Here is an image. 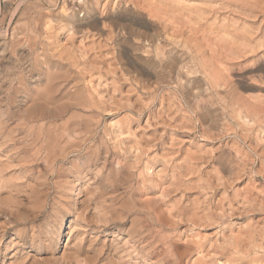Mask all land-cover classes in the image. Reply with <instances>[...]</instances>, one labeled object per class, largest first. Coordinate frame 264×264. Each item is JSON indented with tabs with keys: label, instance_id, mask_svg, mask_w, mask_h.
Returning a JSON list of instances; mask_svg holds the SVG:
<instances>
[{
	"label": "rangeland",
	"instance_id": "374dc122",
	"mask_svg": "<svg viewBox=\"0 0 264 264\" xmlns=\"http://www.w3.org/2000/svg\"><path fill=\"white\" fill-rule=\"evenodd\" d=\"M164 1L0 0V264H264V0Z\"/></svg>",
	"mask_w": 264,
	"mask_h": 264
},
{
	"label": "bare ground",
	"instance_id": "6f19581e",
	"mask_svg": "<svg viewBox=\"0 0 264 264\" xmlns=\"http://www.w3.org/2000/svg\"><path fill=\"white\" fill-rule=\"evenodd\" d=\"M65 1H66V0H65ZM94 1H95V0H94ZM163 1H164V0H163ZM183 1H184V0H183ZM199 1H200V0H199ZM215 1H217V0H215ZM19 2H20V1H19ZM157 2H158V1H157ZM164 2L166 3V1H164ZM171 2H173V1H169L168 3H171ZM208 2H209V1H208ZM217 2H219V1H217ZM180 3H182V2H180ZM185 3H186V2H185ZM194 3H195V2H194ZM196 3H197V2H196ZM206 3H207V2H206ZM209 3H211V2H209ZM214 3H215V2H214ZM37 4H39V3H37ZM89 4H90V3H89ZM89 4H88V5H89ZM156 4H157V3H156ZM163 4H164V3H163ZM174 4H175V2H174L172 5H171V4H170V5L173 6ZM187 4H188V3H187ZM189 4H190V3H189ZM189 4H188V5H189ZM215 4H217V3H215ZM219 4H220V3H219ZM166 5H167V8L170 7V9H171V6H170L169 4H166ZM166 5H164V6H166ZM221 5H222V3H221ZM221 5H220V6H221ZM84 6L86 7V5H84ZM89 6H90V5H89ZM161 6H163V5H161ZM184 6H185V5H184ZM85 7H84V8H85ZM87 7H88V6H87ZM87 7H86V9H87ZM159 7H160V6H159ZM173 7H174V6H173ZM173 7H172V8H173ZM179 7H180V6H179ZM186 7H188V6H186ZM186 7H184L185 10L187 9ZM195 7H196V4H195ZM204 7H205V6H204ZM217 7H218V6H217ZM81 8H82V7H81ZM181 8H183V7H181ZM175 9H176V8H175ZM175 9H174V10H175ZM184 9H182V10H184ZM190 9H191V8H190ZM190 9H189V11L191 12L192 10H190ZM192 9H193V8H192ZM196 9H198V11H199V9H200L199 6H198V4H197V8H195V10H196ZM201 9H202V7H201ZM201 9H200V10H201ZM205 9H206V8H205ZM205 9H204V10H205ZM207 9H208V8H207ZM213 9H214V8H213ZM215 9H217V8H215ZM219 9H220V8H219ZM161 10H162V9H161ZM185 10H184V11H185ZM187 10H188V9H187ZM210 10H211V9H210ZM210 10H209V11H210ZM222 10H223V9H222ZM263 10H264V9H263ZM66 11H67V10H66ZM177 11H179V10L177 9ZM200 12H201V11H200ZM202 12H203V11H202ZM167 13H168V12H167ZM193 13H194V11H193ZM198 13H199V12H198ZM207 13H209V12H207ZM210 13H211V11H210ZM216 13H218V11H216ZM216 13H215V14H216ZM188 14H189V13H188ZM213 14H214V13H213ZM213 14H212V15H213ZM189 15H190V14H189ZM191 15H193V14L191 13ZM243 15H244V14H243ZM157 16H158V15H157ZM203 16H204V15H203ZM221 16H222V15H221ZM172 17H173V16H172ZM197 17H198V16H197ZM199 17H201V16L199 15ZM214 17H215V16H214ZM51 18H52V17H51ZM154 18H155V17H154ZM187 18H188V17H187ZM192 18H193V17H192ZM215 18H216V17H215ZM221 18H222V17H221ZM202 19H203V18H202ZM202 19H201V20H202ZM67 20H68V19H67ZM190 20H191V19H190ZM215 20H216V19H215ZM73 21H74V18H73ZM24 22H25V21H24ZM178 22H179V21H178ZM191 22H192V21H191ZM195 22H196V21H195ZM15 23H16V22H15ZM85 23H86V22H85ZM209 23H210V22H209ZM217 23H218V22H217ZM217 23H216V24H217ZM71 24H72V23H71ZM71 24H70V25H71ZM211 24H212V23H211ZM225 24H226V23H225ZM43 25H44V24H43ZM73 25H74V24H73ZM147 25H148V24H147ZM191 25H192V24H191ZM212 25H214V24H212ZM223 25H224V24H223ZM226 25H229V23H227ZM231 25H232V24H231ZM236 25H237V24H236ZM214 26H216V25H214ZM221 26H222V25H220V27H221ZM229 26H230V25H229ZM233 26H234V25H233ZM72 27H73V26H72ZM78 27H79V26H78ZM223 27H224V26H223ZM231 27H232V26H231ZM231 27H229V28H231ZM86 28H87V27H86ZM212 28H213V27H211V29H212ZM235 28H236V27H235ZM238 28H240V27H238ZM238 28H237V29H238ZM244 28H245V27H244ZM214 29H217V28H214ZM218 29H220V28L218 27ZM227 29H228V28H226V30H227ZM241 29H243V28H241ZM176 31H177V30H176ZM234 31H237V30L234 29ZM243 31H245V30H243ZM243 31H242V32H243ZM155 32H156V31H155ZM173 32H174V31H173ZM217 32H218V31H217ZM222 32H223V31H222ZM238 32H239V31H238ZM238 32H236V34H237ZM153 33H154V32H153ZM156 33L158 34V32H156ZM213 33H215V32L213 31ZM219 33H220V32H219ZM219 33H218V34H219ZM224 33H225V32H224ZM251 33H253V32H251ZM251 33H250V34H251ZM108 34H109V33H108ZM149 34L152 35V33H149ZM149 34H148V35H149ZM169 34H170V33H169ZM169 34H166V35H169ZM227 34H230V35H231V30H230V33L227 32ZM236 34H235V35H236ZM240 34H242L241 31H240ZM118 35H119V34H118ZM151 35H149V36H151ZM159 35H161V34H158L157 37H159ZM164 35H165V34H164ZM164 35H162V36H164ZM170 35H171V34H170ZM232 35H233V34H232ZM235 35H234V36H235ZM243 35H244V34H242V36H243ZM106 36H107V35H106ZM146 36H147V35H146ZM237 36H239V33L237 34ZM237 36H236V37H237ZM157 37H154V35H152L151 38H150V40H151V42H152L151 44L155 47V48L153 47V48L155 49V51H156V52H155V51H154V52L156 53L155 55H157V58H159V60H162V57H160V56H161V54H164V52H165L166 54H164V55H165L166 58H167L166 63H167V65L170 66L171 68H173V69L175 68V69L177 70V69H180V68H182V69H183V68L186 69V67H187V68L189 67L188 63H189L190 61H186V60H188V59H186V60H184V59H179V58H181V57L178 58V56H177V54H180V53H182V52H177V54H172V52L167 53V52H166L167 50L164 51L165 44H164V45H161L163 42L161 43V39H160V38H157ZM168 37H169V36H168ZM178 37H179V36H178ZM230 37H231V36H230ZM243 37L246 38V36H243ZM243 37H242V40H245V38H243ZM182 38H183V37H182ZM195 38H196V37H195ZM218 38H219V37H218ZM176 39H177V37H176ZM248 39H249V38H248ZM260 39H261V38H260ZM260 39H259V40H260ZM22 40H23V39H22ZM150 40H149V41H150ZM162 40H163V38H162ZM171 40H174V39L172 38ZM220 40H221V39H220ZM246 40H247V39H246ZM246 40H245V41H246ZM250 40H251V39H250ZM113 41H114V40H113ZM144 41H145V40H144ZM164 41H165V39H164ZM169 41H170V40H169ZM174 41H176V40H174ZM184 41L186 42V39H185ZM213 41H214V40H213ZM235 41H236V40H235ZM235 41H233V42H235ZM239 41H240V40H239ZM245 41H244V44L247 43V41H246V43H245ZM14 42H15V41H14ZM17 42H18V41H17ZM116 42H117V41H116ZM146 42H147V41H146ZM170 42H171V41H170ZM170 42H169V43H170ZM190 42H191V41H190ZM224 42H225V41H224ZM233 42H232V43H233ZM259 42H260V41H259ZM259 42H257V43H259ZM263 42H264V41H263ZM5 43H6V42H5ZM164 43H165V42H164ZM178 43H179V42H178ZM183 43H184V42H183ZM188 43H189V42H188ZM191 43H192V42H191ZM191 43H190V44H191ZM260 43H261V42H260ZM1 44H2V43H0V45H1ZM93 44H94V43H93ZM118 44H120V43H118ZM118 44H117V46H118ZM137 44H138V43H137ZM166 44H167V43H166ZM172 44H173V43H172ZM175 44L177 45V43H175ZM181 44H182V43H181ZM190 44H189V45H190ZM240 44H241V43H240ZM3 45H4V44H3ZM5 45H6V44H5ZM8 45H9V44H8ZM21 45H22V44H21ZM120 45H121V44H120ZM148 45H149V44H148ZM176 45H175V46H176ZM184 45H186V43H184ZM260 45H261V44H260ZM13 46H14V45H13ZM18 46H19V44H18ZM18 46H17V47H18ZM93 46H94V45H93ZM182 46H183V45H182ZM186 46H187V48H188V44H187ZM6 47H7V46H6ZM15 47H16V46H15ZM23 47H24V46H23ZM149 47H150V45H149ZM170 47H171V46H169V48H170ZM190 47H192V46L190 45ZM190 47H189V48H190ZM215 47H216V46H215ZM9 48H10V47H9ZM18 48H19V47H18ZM18 48H17V49H18ZM24 48H25V47H24ZM31 48H32V47H31ZM146 48H148V46H147ZM146 48H145V49H146ZM150 48H152V47H150ZM165 48H166V47H165ZM167 48H168V45H167ZM242 48H243V47H242ZM3 49H5V48H3ZM15 49H16V48H15ZM20 49H22L21 46H20ZM25 49H27V48H25ZM90 49H91V48H90ZM185 49H186V48H185ZM191 49H192V48H191ZM0 50H1V49H0ZM6 50H7V49H6ZM29 50H30V49H29ZM97 50H98V49H97ZM124 50H125V49H124ZM129 50H131V49H129ZM146 50H147V49H146ZM146 50H144V51H146ZM149 50H150V49H149ZM149 50H147L145 53L149 52ZM172 50H173V49H172ZM174 50H175V49H174ZM183 50H184V49H183ZM186 50H188V49H186ZM186 50H185V51H186ZM212 50H213V49H212ZM219 50H220V49H219ZM228 50H229V49H228ZM254 50H255V49H254ZM17 51H18V50H17ZM126 51H127V50H126ZM175 51H176V50H175ZM175 51H173V52H175ZM189 51H190V50H189ZM151 52H152V51H151ZM191 52H192V53H195V52H193V51H191ZM14 53H15V52H14ZM43 53H44V52H43ZM189 53H190V52H189ZM192 53H191V54H192ZM23 54H24V53H23ZM149 54H151V53H149ZM153 54H154V53H153ZM0 55H1V54H0ZM3 55H4V54H3ZM32 55H33V54H32ZM181 55L183 56L184 54H181ZM185 55L187 56L188 53L185 54ZM189 55H190V54H189ZM192 55H193V56H191V58H192V57L194 58V54H192ZM234 55H235V54H234ZM17 56H18V54H17ZM17 56H16V57H17ZM30 56H31V55H30ZM25 57H26V56H25ZM149 57H150V56H149ZM149 57H147L146 59H149ZM154 57H155V56H154ZM154 57H153V58H154ZM163 57H164V56H163ZM183 57H184V56H183ZM10 58H11V57H10ZM20 58L22 59L21 56H20ZM29 58H30V57H29ZM166 58H165V59H166ZM195 58H196V56H195ZM198 58H199V57H198ZM31 59H32V58H31ZM143 59H145V58H143ZM146 59H145V60H146ZM150 59H152V58H150ZM165 59H164V60H165ZM189 59H190V58H189ZM14 60H15V59H14ZM17 60H18V59H17ZM133 60H134V59H133ZM137 60H138V59H137ZM141 60H142V59H141ZM191 60H192V59H191ZM196 60H197V59H196ZM198 60H199V62H200L201 58L198 59ZM19 61H20V60H19ZM138 61H139V60H138ZM143 61H144V60H143ZM148 61H149V60H148ZM32 62H33V60H32ZM191 62H192V61H191ZM202 62H203V61H202ZM210 62H211V61H210ZM17 63H18V62H17ZM27 63L30 64V63H29V60H28ZM141 63H142V61H141ZM144 63H145V62H144ZM146 63H147V62H146ZM149 63H150V62H149ZM153 63H157V62L154 61ZM159 63H160V62H159ZM159 63H158V65H159ZM205 63H206V62H205ZM211 63H213V62H211ZM14 64H15V63H14ZM32 64H33V63H32ZM35 64H36V63H35ZM189 64H190V67L193 68V67H192L193 65H191V63H189ZM193 64H194V63H193ZM199 64H200V63H198V65H199ZM201 64H202V63H201ZM201 64H200V66H202ZM207 64H208V63H207ZM251 64H252V63H251ZM263 64H264V63H263ZM8 65H9V64H8ZM153 65H154V64H153ZM160 65H162V62L160 63ZM195 65H197V64H195ZM195 65H194V67H195ZM204 65H205V64H204ZM204 65H203L202 67H204ZM209 65H211V64H208L207 67L210 69L211 67H210ZM213 65H214V63H213L211 66H213ZM227 65H228V64H227ZM31 66H32V65H31ZM73 66H74V65H73ZM145 66H146V65H145ZM155 66H156V65H155ZM9 67H10V66H9ZM13 67H14V66H13ZM29 67H30V65H29ZM32 67H33V66H32ZM131 67H132V66H131ZM142 67H143V66H142ZM157 67H158V66H157ZM160 67H161V66H160ZM207 67H205V68H207ZM215 67H216V66H215ZM225 67H226V65H225ZM227 67H228V66H227ZM263 67H264V66H263ZM33 68H34V67H33ZM151 68H152V67H151ZM158 68H159V67H158ZM158 68H157V69H158ZM164 68H165V67H164ZM191 68H190V69H191ZM196 68L198 69V67H195V69H196ZM208 68H207V69H208ZM9 69H10V68H9ZM23 69H24V68H23ZM29 69H30V72H31V69H32V68H29ZM76 69H77V68H76ZM148 69H149V68H148ZM153 69H154V68H153ZM167 69H168V68H167ZM167 69H166V70H167ZM184 69H183V70H184ZM188 69H189V68H188ZM190 69H189V70H190ZM197 69H196V70H197ZM199 69H200V67H199ZM209 69H208V70H209ZM211 69L214 70L215 68H211ZM216 69H217V67H216ZM227 69H228V68H227ZM238 69H239V68H238ZM256 69H257V68H256ZM262 69H263V68H262ZM146 70H147V69H146ZM168 70H169V69H168ZM168 70H167V71H168ZM170 70L172 71V69H170ZM176 70H174V71H176ZM180 70H181V69H180ZM32 71H33V70H32ZM174 71H173V72H174ZM177 71H179V70H177ZM185 71H186V70H185ZM190 71H191V73H192V70H190ZM197 71H198V70H197ZM205 71L207 72V70H205ZM219 71H221V72H219ZM219 71L216 70V72H215V70H214V71H211L210 73H213V75H214V72H215V74H217V72H218L219 74L222 73V70H219ZM259 71L261 72V70H259ZM22 72H24V71H22ZM28 72H29V70H28ZM30 72H29V73H30ZM58 72H59V71H58ZM58 72H57V73H58ZM151 72H152V71H151ZM168 72H169V71H168ZM198 72H199V71H198ZM203 72H204V71H203ZM208 72H209V71H208ZM208 72H207V73H208ZM224 72H225V71H224ZM224 72H223V73H224ZM254 72H255V71H254ZM53 73H54V72H53ZM185 73H186V72H185ZM191 73H190V74H191ZM196 73H197V72H196ZM196 73H195V74H196ZM207 73H206V74H207ZM223 73H222V74H223ZM226 73H227V72H226ZM249 73H250V72H249ZM34 74H35V73H34ZM71 74H72V73H71ZM152 74H153V72H152ZM156 74H158V73H156ZM161 74H162V73H161ZM170 74H171V72L169 73V75H170ZM180 74L182 75V73L179 72L178 75H180ZM200 74H201V73H200ZM219 74H218V75H219ZM246 74H247V73H246ZM39 75H40V74H39ZM49 75H50V74H49ZM150 75H151V74H150ZM174 75L177 76L176 73H175ZM184 75H185V74H184ZM208 75H209V73H208ZM210 75H212V74H210ZM213 75H212V76H213ZM224 75H225V73H224ZM224 75H221V74H220L219 77H221V76L223 77ZM16 76H17V75H16ZM18 76H19V75H18ZM18 76H17V77H18ZM51 76H52V75H51ZM159 76H160V75H158V77H156V75H155V77L158 78V80L160 79ZM161 76H162V75H161ZM161 76H160V77H161ZM186 76H188V74L184 76V77L186 78V80H188L189 77H186ZM212 76H211V78H212ZM241 76H242V75H241ZM245 76H246V75H245ZM259 76H260V75H259ZM46 77H47V76H46ZM155 77H154V78H155ZM177 77H179V76H177ZM181 77H182V76H181ZM181 77H180V78H181ZM222 77H221V79H222ZM225 77H228V76H225ZM246 77H247V76H246ZM19 78H22V76L19 77ZM23 78H24V77H23ZM33 78H34V77H33ZM39 78H40V77H39ZM52 78H53V77H52ZM205 78H206V77H205ZM216 78H217L216 75H214L212 79H213L214 81H215V80L218 81V80H217L218 78H217V79H216ZM244 78H245V77H244ZM244 78H243V79H244ZM9 79H10V78H9ZM24 79H25V78H24ZM37 79H38V78H37ZM85 79H86V78H85ZM143 79H145V78H143ZM173 79H174V78H173ZM176 79H177V78H176ZM176 79H175V80H176ZM178 79H179V78H178ZM190 79H192V78H189V80H190ZM202 79H204V77H202ZM206 79H207V78H206ZM221 79H219V80H221ZM223 79H224V78H223ZM223 79H222V80H223ZM238 79H239V78H238ZM246 79H247V78H246ZM16 80H17V78H16ZM22 80H23V79H22ZM148 80H149V79H148ZM153 80H154V79H153ZM208 80H209V79H208ZM222 80H221V81H222ZM225 80H227V78H225ZM225 80H224V81H225ZM244 80H245V79H244ZM13 81H15V80H13ZM23 81H24V80H23ZM23 81H22V82H23ZM38 81H39V80H38ZM154 81H155V80H154ZM154 81H153V82H154ZM160 81H161V79H160ZM195 81H196V79H195ZM204 81H206V80H204ZM216 81H215V82H216ZM221 81H220V82H221ZM19 82H20V81H19ZM36 82H37V81H36ZM88 82H89V81H88ZM144 82L146 83L147 80H145ZM155 82H156V81H155ZM158 82H159V81H158ZM161 82H162V81H161ZM161 82H160V84H161ZM178 82H179V81H178ZM196 82L199 83V81H196ZM206 82H207V81H206ZM218 82H219V81H218ZM218 82H217V83H218ZM222 82H223V81H222ZM225 82H228V81H225ZM7 83H9V82H7ZM20 83H21V82H20ZM23 83H24V82H23ZM29 83H30V82H29ZM62 83H63V82H62ZM174 83H175V82H174ZM182 83H184V80H183ZM185 83L187 84V83H189V81H188V82H185ZM212 83H213V82H212ZM249 83H250V82H249ZM26 84H27V83H26ZM45 84H46V83H45ZM148 84H149V83H148ZM148 84H147V85H148ZM156 84H157V83H156ZM162 84H163V82H162ZM205 84H206V83H205ZM207 84H208V83H207ZM215 84H216V83H215ZM223 84H224V83H223ZM223 84H221V85H223ZM225 84H226V88H227V87H228V86H227V83H225ZM225 84H224V85H225ZM228 84H229V83H228ZM245 84H247V82H246ZM251 84H252V83H251ZM20 85H21V84H20ZM23 85H24V84H23ZM49 85H50V84H49ZM157 85H158V84H157ZM178 85H179V84H178ZM180 85H181V83H180ZM196 85H197V83H196ZM200 85H201V84H200ZM218 85H220V84H218ZM238 85H239V84H238ZM238 85H237V86H238ZM249 85H250V84H249ZM252 85H253V84H252ZM8 86H10V85L8 84ZM12 86H13V84H12ZM12 86H11V89H12ZM21 86H22V85H21ZM46 86L48 87V84H47ZM54 86H55V85H54ZM54 86L52 85L51 87H54ZM182 86H183V85H182ZM182 86H181V87H182ZM184 86H185V85H184ZM210 86H211V84H210ZM231 86H232V85H231ZM237 86H236V87H237ZM243 86H244V85H243ZM243 86H242V87H243ZM250 86H251V85H250ZM58 87H59V86H58ZM66 87H67V86H66ZM145 87H146V86H145ZM155 87H156V86H155ZM157 87H158V86H157ZM185 87H186V86H185ZM188 87H189V86H188ZM201 87H202V86H201ZM203 87H204V86H203ZM208 87H209V86H208ZM208 87H207V89H208ZM211 87H212V86H211ZM229 87H230V86H229ZM229 87H228V89H229ZM234 87H235V86H234ZM234 87H233V88H234ZM252 87H253V86H252ZM45 88H46V87H45ZM152 88H153V87H152ZM158 88H159V87H158ZM182 88L184 89V87H182ZM189 88H190V87H189ZM189 88H188V91L192 90V89L189 90ZM191 88H193V87H191ZM52 89H53V88H52ZM52 89L50 88L49 90H51V93H50V91H48V93L53 94L52 92L54 91V89H56V87H54L53 91H52ZM57 89H58V88H57ZM57 89H56V92H58ZM209 89H210V87H209ZM211 89H212V88H211ZM213 89L216 90L215 88H213ZM218 89H219V88H218ZM228 89H227V91H229ZM245 89H246V88H245ZM7 90H8V89H7ZM7 90H6V91H7ZM13 90H14V89H13ZM20 90H21V89H20ZM27 90H29V89L27 88ZM39 90H40V89H39ZM146 90H147V89H146ZM148 90H149V89H148ZM193 90H195V89L193 88ZM202 90H204V89H202ZM202 90H201V91H202ZM11 91H12V90H11ZM15 91H16V90H15ZM21 91H22V90H21ZM45 91H46V90H45ZM45 91H44V92H45ZM178 91H179V90H178ZM184 91H187V90L185 89ZM211 91H212V90H211ZM232 91H234V90H232ZM232 91H231V92H232ZM235 91H237V90L235 89ZM242 91H243V90H242ZM4 92H5V91H4ZM7 92H8V91H7ZM7 92H6V93H7ZM62 92H63V91H62ZM64 92H65V91H64ZM95 92H96V91H95ZM146 92H147V91H146ZM181 92H183V91H181ZM181 92H180V93H181ZM208 92H209V91H208ZM231 92H230V93H231ZM6 93H5V95H7L9 92H8L7 94H6ZM12 93H14V92H12ZM18 93L20 94V91H19ZM22 93H23V92H21V94H22ZM27 93H29V92L27 91ZM59 93H60V92H59ZM77 93H78V92H77ZM97 93H98V92H97ZM170 93H171V92H170ZM174 93H175V92H174ZM186 93H187V92H185V94H186ZM190 93H191V92H190ZM199 93H200V92H199ZM224 93H225V91H224ZM227 93H228V92H227ZM230 93H229V95H231V96L234 95V93H233V94H230ZM239 93H241V92H238V94H239ZM43 94H45V93H43ZM43 94H41V95H43ZM50 94H49V95H50ZM57 94H58V93H57ZM65 94H66V93H65ZM100 94H101V93H100ZM147 94H148V93H147ZM172 94H173V93H172ZM176 94H177V93H176ZM201 94H202V96H203V92H202ZM201 94H199V95H197V97H195V99H196L195 102H196V101L198 102V101H201V100H202V96H201ZM205 94H206V93H205ZM205 94H204V95H205ZM211 94H212V93H211ZM213 94H214V93H213ZM238 94H237V95H238ZM1 95H2V94H1ZM5 95H4V96H5ZM14 95H15V94H14ZM22 95H24V93H23ZM46 95H47V94H46ZM46 95H45V96H46ZM49 95H48V97H49ZM63 95H64V93H63ZM66 95H67V94H66ZM66 95L64 96V98L66 97ZM173 95H174V94H173ZM180 95H181V94H180ZM195 95H196V94H195ZM216 95H217V94H216ZM224 95H225V94H224ZM227 95H228V94H227ZM240 95H241V94H240ZM11 96H12V95H11ZM68 96H70V94H69ZM171 96H172V95H171ZM176 96H177V95H176ZM181 96H182V95H181ZM211 96H212V95H211ZM211 96H210V97H211ZM5 97H6V96H5ZM13 97H17V95H16V96H13ZM50 97H55V96H52V95H51ZM71 97H72V96H71ZM71 97H70V98H71ZM78 97H80V96H77V98H78ZM183 97H184V96H183ZM183 97H182V98H183ZM188 97H189V96H188ZM233 97H235V95H234ZM233 97H229V98L232 99ZM236 97H238V96H236ZM243 97H244V95H243ZM243 97H242V98H243ZM246 97H247V96H245L244 98L246 99ZM11 98H12V97H11ZM18 98H19V97H18ZM20 98H21V97H20ZM46 98H47V96H46ZM46 98L44 97L45 100H46ZM57 98H58V97H57ZM57 98H56V99H57ZM80 98H81V97H80ZM164 98H165V97H164ZM166 98H167V97H166ZM189 98H190V97H189ZM191 98H192V97H191ZM191 98H190V100H191ZM206 98H208V96H207ZM212 98H213V96L211 97V99H212ZM214 98H215V97H214ZM214 98H213V99H214ZM222 98H223V97H222ZM226 98H227V97H226ZM226 98H224V99L226 100ZM242 98H241V97H240V98L238 97V100L240 101V99H241V101H242ZM247 98H248V97H247ZM13 99H14V98H13ZM15 99H16V98H15ZM49 99H51V98H49ZM52 99H53V98H52ZM60 99L62 100V98H60ZM68 99H69V98H68ZM180 99H181V98H180ZM192 99H193V98H192ZM208 99H209V98H208ZM208 99H207V100H208ZM215 99H216V98H215ZM259 99H260V98H259ZM1 100H2V99H1ZM10 100H11V99H9V101H10ZM16 100H18V99H16ZM24 100H25V99H24ZM84 100H85V99H84ZM178 100H179V99H178ZM193 100H194V99H193ZM207 100H206V102H207ZM227 100H228V99H227ZM243 100H244V99H243ZM246 100H247V99H246ZM9 101H8V102H9ZM51 101H52V100H51ZM53 101H55V99H53ZM59 101H60V100H59ZM78 101H80V99H79ZM82 101H83V100H82ZM88 101H89V100H88ZM104 101H105V100H104ZM203 101H205V100H203ZM211 101H212V100H210L209 102L212 104ZM223 101H224V100H223ZM234 101H235V99H233L232 102H234ZM241 101H240V102H241ZM247 101H248V100H247ZM249 101H250V100H249ZM253 101H254V100H253ZM14 102H16V101H14ZM18 102H21V101L18 100ZM39 102H40V101H39ZM64 102H65V101H64ZM83 102H84V101H83ZM181 102H182V101H181ZM190 102H191V101H190ZM192 102L195 103L194 101H192ZM192 102H191V103H192ZM197 102H196V103H197ZM227 102H228V101H227ZM235 102L238 103L237 101H235ZM235 102L233 103V105L235 104ZM243 102H245V100L242 101L241 103H243ZM250 102H251V101H250ZM10 103H11V102H10ZM23 103H24V102H23ZM23 103H22V104H23ZM32 103H33V102H32ZM40 103H41V102H40ZM49 103H50V102H49ZM69 103H70V101H69ZM72 103H73V102H72ZM88 103H89V102H88ZM201 103H202V101H201ZM214 103H217V102L214 101ZM218 103H220V102H218ZM222 103H223V102H222ZM229 103H231V100H230ZM229 103H228V104H229ZM246 103H247V102H245V104H246ZM254 103H255V102H254ZM261 103H262V102H261ZM14 104H15V103H13V105H14ZM33 104H34V103H33ZM42 104H44V102H43ZM60 104H63V105L65 106V104H64L63 102H61ZM199 104H200V102H199ZM245 104H241V105H245ZM247 104H248V106H249V103H247ZM247 104L244 106V109L247 108ZM256 104H257V106H258V103H256ZM3 105H4V104H3ZM18 105H19V104H18ZM31 105H32V104H31ZM48 105H49V104H48ZM48 105H47V106H48ZM52 105H53V104H52ZM56 105H59V104H56ZM71 105H72V104H71ZM177 105H178V104H177ZM187 105H188V104H187ZM189 105H190V104H189ZM200 105H201V104H200ZM214 105H215V104H214ZM214 105H213V106H214ZM233 105H232V106H233ZM235 105H237V104H235ZM1 106H2V105H1ZM8 106H9L8 108H10V105H8ZM19 106H20V105H19ZM19 106H18V107H19ZM45 106H46V105L44 104V105H43L44 109L47 107V106H46V107H45ZM53 106H54V105H53ZM59 106H60V105H59ZM59 106H57V107H59ZM92 106H93V105H92ZM211 106H212V105H211ZM211 106H209V107H211ZM230 106H231V105H230ZM232 106H231V107H232ZM252 106H254V105L251 104V107H252ZM259 106H261V105H259ZM13 107H15V106H13ZM21 107H22V106H21ZM21 107H20V108H21ZM25 107L27 108L28 106H25ZM34 107H35V106H34ZM43 107H41V108H43ZM48 107H49L50 110H51V108H52L51 105L48 106ZM48 107H47V108H48ZM57 107H56V108H57ZM67 107H68V106H67ZM71 107H72V106H71ZM89 107H90V105H89ZM180 107H181V106H180ZM182 107H184L183 104H182ZM209 107H207V108H209ZM237 107H239L238 110H239L240 108H242V107L239 106V103H238V106H237ZM15 108H17V107H15ZM30 108H31V107H30ZM30 108H28V109L30 110ZM35 108H36V107H35ZM47 108H46V109H47ZM49 108H48V110H49ZM53 108H54V107H53ZM56 108H54V111H55ZM61 108H62V107H61ZM63 108H64V107H63ZM73 108H75V107H73ZM78 108H79V107H78ZM253 108H254V107H253ZM253 108H252V109H253ZM255 108H256V105H255ZM258 108H259V107H257L256 109H257L258 113H260L259 110H258ZM3 109H4V108H3ZM11 109H12V108H10V110H11ZM31 109L33 110V108H31ZM38 109H39V108H38ZM46 109H45V110H46ZM69 109H70V108H69ZM69 109L67 108V110H69ZM75 109H76V108H75ZM182 109H184V108H182ZM195 109H196V108H195ZM200 109H201V108H200ZM204 109H205V108H203V110H204ZM209 109H210V108H209ZM209 109H208V110H209ZM226 109H227V107H226ZM234 109H235V108H234ZM248 109H249V108H248ZM256 109H253V110L256 111ZM8 110H9V109H7V111H8ZM20 110H21V109H20ZM35 110H36V109H35ZM39 110H41V109H39ZM39 110H38V111H39ZM45 110H44V111H45ZM58 110H60V108H58ZM73 110H74V109H73ZM186 110H187V108H186ZM186 110H185V112H186ZM193 110H194V106H193ZM203 110H201V111H203ZM241 110H242V109H240V111H241ZM249 110H250V109H249ZM249 110H248V111H249ZM260 110H261V109H260ZM27 111H28V110H27ZM188 111H189V110H188ZM190 111H191V109H190ZM195 111H196V110H195ZM198 111H200V110H198ZM198 111H197V112H198ZM204 111H205V110H204ZM204 111H203V112H204ZM211 111H212V107H211ZM240 111H239V112H240ZM242 111H243V110H242ZM245 111H247V110H245ZM255 111H254V112L252 111L253 114H255ZM3 112H4V111H3ZM18 112H20V111H18ZM34 112H35V111H34ZM40 112H41V111H40ZM48 112H49V111H48ZM52 112H53V111H52ZM58 112H60V111H58ZM58 112H56V114H57ZM62 112H63V111H62ZM205 112H207V109H206ZM209 112H210V111H209ZM213 112H214V111H213ZM237 112H238V111H237ZM237 112H235V113H237ZM243 112H244V111H243ZM4 113H5V112H4ZM24 113H25V112H24ZM28 113H29V111H28ZM38 113H39V112H38ZM38 113L36 112V114H38ZM42 113H43V112H42ZM42 113H39V115L42 114ZM45 113H46V112H45ZM45 113H44V114H45ZM49 113H50V112H49ZM64 113H65V112H64ZM66 113H67V112H66ZM191 113H192V112H191ZM248 113H249V112H248ZM250 113H251V111H250ZM7 114H8V113H7ZM31 114H32V113H31ZM53 114L56 115L54 112H53ZM58 114H59V113H58ZM89 114H90V113H89ZM206 114H207V113H206ZM211 114H212V113H210V115H211ZM238 114H239V113H238ZM243 114H244V113H243ZM243 114H242V115H243ZM245 114H246V113H245ZM253 114H252V115H253ZM11 115H12V114H11ZM22 115H23V114H22ZM22 115H21L20 117H22ZM29 115H30V113H29ZM32 115H33V114H32ZM39 115H38V116H39ZM49 115H50V114H49ZM81 115H82V114H81ZM201 115H202V113H201ZM214 115H215V113H214ZM214 115H212V116H214ZM224 115H226V114H224ZM240 115H241V113H240ZM250 115H251V114H250ZM13 116H15V115H13ZM23 116H24V115H23ZM30 116H31V115H30ZM40 116L43 117V115H40ZM63 116H64V115H63ZM68 116H69V115H68ZM198 116H199V115H198ZM204 116H205V115H204ZM216 116H217V115H216ZM226 116H227V115H226ZM256 116H257V114H256ZM258 116H259V114H258ZM258 116H257V118H259ZM28 117H29V116H28ZM33 117H34V116H33ZM33 117H31V118H33ZM42 117H41V118H42ZM202 117H203V116H202ZM207 117L209 118V115H207ZM207 117L205 116V118H207ZM210 117H211V116H210ZM214 117H215V116H214ZM241 117H242V116H241ZM241 117H240V118H241ZM244 117H245V116H244ZM246 117H247V116H246ZM248 117L250 118V116H248ZM248 117H247V118H248ZM253 117H255V116L253 115L252 118H253ZM4 118H5V117H4ZM4 118H3V119H4ZM8 118H9V116H8ZM11 118H12V117H11ZM23 118H24V117H23ZM23 118H22V119H23ZM26 118H27V117H26ZM29 118H30V117H29ZM34 118H35V117H34ZM34 118H33V119H34ZM43 118H44V117H43ZM43 118H42V119H43ZM51 118H52V115H51ZM56 118H58V117H55V119H56ZM59 118H60V117H59ZM199 118H200V117H199ZM203 118H204V117H203ZM211 118H212V117H211ZM227 118H228V117H227ZM242 118H243V117H242ZM252 118H251V119H252ZM17 119L20 120L19 118H17ZM17 119H15V120H17ZM39 119H40V117H39ZM44 119H45V118H44ZM53 119H54V117H53ZM201 119H202V118H201ZM213 119H215V118H213ZM213 119H212V120H213ZM219 119H220V118H219ZM222 119H224V118H222ZM259 119H260V118H259ZM0 120H2V118H1ZM26 120H27V119H26ZM40 120H41V119H40ZM45 120H46V119H45ZM57 120H58V119H57ZM205 120H206V119H205ZM212 120H211V121H212ZM220 120H221V119H220ZM224 120H225V119H224ZM243 120H244V119H243ZM249 120H250V119H249ZM249 120H248V121H249ZM254 120H255V119H254ZM254 120H253V121H254ZM207 121H208V120H207ZM207 121L205 122V124H209V123H207ZM214 121H215V120H214ZM216 121H218V120H216ZM245 121H246V123H248L247 120H245ZM256 121H258V123H259L260 120H256ZM256 121H255L254 123H256ZM0 122H1V121H0ZM14 122H15V121H14ZM22 122H23V121H22ZM208 122H209V121H208ZM218 122H219V121H218ZM250 122H252V121H250ZM250 122H249V123H250ZM2 123H4V121H3ZM16 123H19V125L21 124V122H16ZM16 123H15L14 125H16ZM28 123H29V121H28ZM28 123H27V124H28ZM115 123H116V122H115ZM176 123H177V122H176ZM203 123H204V122H203ZM215 123L217 124V122H215ZM215 123H214V125H215ZM230 123H231V122H230ZM230 123H229V124H230ZM249 123H248L247 125H249ZM8 124H9V123H8ZM12 124H13V123H12ZM27 124H26V125H27ZM83 124H84V123H83ZM220 124H221V123H220ZM261 124H262V123H261ZM261 124H260V125H261ZM0 125H1V124H0ZM14 125H13V126H14ZM113 125H114V124H113ZM232 125H233V124H232ZM260 125H259V127H260ZM2 126H3V125H2ZM5 126H7V125H5ZM39 126H40V125H39ZM65 126H66V125H65ZM80 126H81V125H80ZM116 126H117V124H116ZM207 126H208V125H207ZM209 126H211V125L209 124ZM209 126H208V127H209ZM212 126H213V125H212ZM254 126H255V125H254ZM16 127H17V126H16ZM75 127H76V126H75ZM223 127H224V124H223ZM259 127H257V128H259ZM4 128H5V127H4ZM17 128H18V127H17ZM21 128H22V127H21ZM29 128H30V127H29ZM66 128H68V127H66ZM70 128H73V129H70ZM70 128H69V130L66 132L67 134L65 133V134L68 135L69 137L73 136V134H74V133H77V132H79L80 134L82 133V132H80L81 130H80V131L76 130L77 127H76V128H74V127H70ZM211 128H212V127H211ZM14 129H15V128H14ZM18 129H19V128H18ZM22 129H23V128H22ZM118 129H119V128H118ZM209 129H210V127H209ZM222 129H223V128H222ZM233 129H234V128H233ZM261 129H262V128H261ZM6 130H7V129H6ZM10 130H11V129H10ZM10 130H8V132H9ZM20 130H21V129H20ZM23 130L25 131V129H23ZM23 130H22V131H23ZM32 130H33V129H32ZM12 131H13V130H12ZM12 131H11V132H12ZM17 131H18V130H17ZM17 131H16V132H17ZM258 131H259V129H258ZM263 131H264V129H263ZM33 132H34V131H33ZM56 132H57V131H56ZM259 132H260V131H259ZM261 132H262V131H261ZM261 132H260V134H261ZM12 133H13V132H12ZM27 133H29V132H27ZM119 133H120V132H119ZM262 133H263V132H262ZM1 134H2V133H1ZM9 134H10V133H9ZM9 134H8V135H9ZM14 134H15V133H14ZM20 134H23V133L21 132ZM20 134H18V135H20ZM37 134H38V133H37ZM39 134H40V133H39ZM61 134H62V133H61ZM257 134H258V132H257ZM2 135H3V134H2ZM26 135H27V134H26ZM261 135H262V134H261ZM0 136H1V135H0ZM3 136H4V135H3ZM5 136H6V135H5ZM42 136H44V135H42ZM63 136H64V131H63ZM68 136H67V137H68ZM257 136H258V135H257ZM10 137H11V136H10ZM15 137H16V135H15ZM25 137H27V136H25ZM28 137H29V136H28ZM48 137H49V136H48ZM69 137H68V138H69ZM258 137H260V136H258ZM20 138H21V137H20ZM22 138H23V137H22ZM60 138L62 139V137H60ZM78 138H79V137H78ZM24 139H25V138H24ZM41 139H42V138H41ZM43 139H44V138H43ZM46 139H47V138H46ZM48 139H49V138H48ZM64 139H65V138H64ZM13 140H14V139H13ZM50 140H51V139H50ZM54 140H55V139H54ZM70 140H71V139H70ZM259 140H260V139H259ZM48 141H49V140H48ZM51 141H52V140H51ZM66 141H67V138H66V140H65L64 142H66ZM77 142H78V141H77ZM49 143H51V142H49ZM54 143H55V142H54ZM59 143H60V142H59ZM61 143H62V142H61ZM61 143H60V144H61ZM255 143H256V142H255ZM261 144H263V143L261 142ZM48 145H49V144H48ZM50 145H51V144H50ZM53 145H54V144H53ZM128 145H129V144H128ZM257 145H258V144H257ZM263 145H264V144H263ZM263 145H262V146H263ZM259 146H260V145H259ZM94 147H95V146H94ZM118 147H119V146H118ZM54 148H55V147H54ZM54 148H53V149H54ZM92 148H93V146H92ZM260 148H262V147L260 146ZM55 149H56V148H55ZM87 149H88V148H87ZM95 149H96V148H95ZM129 149H130V148H129ZM44 150H45V149H44ZM48 150H49V149H48ZM238 150H239V148H238ZM261 150L264 151V149H261ZM37 151H38V150H37ZM86 151H87V150H86ZM86 151H84V152H86ZM88 151H89V150H88ZM90 151H91V150H90ZM95 151H96V150H95ZM95 151H93V152H95ZM241 151H242V150H241ZM93 152H92V154H93ZM236 152H237V150H236ZM48 153H49V152H48ZM48 153H46V154H48ZM78 153H79V152H78ZM95 153H96V152H95ZM122 153H123V152H122ZM130 153H131V151H130ZM193 153H194V152H193ZM240 153H241V152H240ZM259 153H260V152H259ZM59 154H60V153H59ZM88 154L90 155L91 152L88 153ZM88 154H84V155H88ZM96 154H97V153H96ZM255 154H256V153H255ZM261 154H262V153H261ZM261 154H260V155H261ZM77 155H78V154H77ZM93 155H94V154H93ZM189 155H190V154H189ZM191 155H192V154H191ZM256 155H257V154H256ZM72 156H73V155H72ZM90 156H91V155H90ZM95 156H96V155H95ZM99 156H100V155H99ZM262 156H263V155H261V157H262ZM46 157H47V156H46ZM51 157H52V156H51ZM63 157H64V156H63ZM80 157H81V156H80ZM164 157H165V156H164ZM53 158H54V157H53ZM76 158H77V157H76ZM88 158H89V157H88ZM93 158H94V157H93ZM99 158H100V157H99ZM222 158H223V156H222ZM228 158H229V157H228ZM228 158H227V160H226V156H225V160H226V161H228ZM234 158H235V157H234ZM234 158H233V159H234ZM262 158H263V157H262ZM49 159H50V158H49ZM81 159H82V158H81ZM86 159H87V158H86ZM90 159H92V158L90 157ZM96 159H97V158H96ZM223 159H224V158H223ZM50 160H51V159H50ZM53 160H54V159H53ZM53 160H51V162H52ZM74 160H75V159H74ZM78 160H79V159H78ZM78 160H76V162H77ZM83 160H84V159H83ZM94 160H95V158H94ZM221 160H222V159H221ZM221 160H220V161H221ZM240 160H241V159H240ZM261 161H262V160H261ZM263 161H264V160H263ZM263 161H262V162H263ZM81 162H82V161H81ZM222 162H223L224 164L226 163V162H224L223 160L221 161V163H222ZM73 163H74V162H73ZM88 163H89V162H87V164H88ZM230 163H231V161H230ZM74 164H75V163H74ZM71 165H72V164H71ZM263 165H264V164H263ZM84 166H85V168H86V164H84ZM84 166H83V167H84ZM72 167H73V166H72ZM78 167H79V166H78ZM83 167H82V168H83ZM177 167H178V166H177ZM73 168H74V167H73ZM86 169H87V168H86ZM107 169H108V168H107ZM76 170H77V169H76ZM78 170H79V169H78ZM78 170H77V171H78ZM231 170H233V168H232ZM82 171H83V170H82ZM229 171H230V170H229ZM121 172H122V171H121ZM232 172H233V171H232ZM239 172H240V171H239ZM79 173H80V172H79ZM81 173H82V172H81ZM225 173H226V172H225ZM118 174H119V173H118ZM263 174H264V173H263ZM116 175H117V174H116ZM172 175H173V174H172ZM113 176H114V175H113ZM174 177H175V176H174ZM110 178H111V177H110ZM173 183H174V182H173ZM14 186H15V185H14ZM184 186H185V185H184ZM11 187H12V186H11ZM12 188H14V187H12ZM9 189L11 190V188H9ZM7 195H8V194H7ZM161 197H162V196H161ZM170 200H171V199H170ZM117 204H118V203H117ZM182 209H183V208H182ZM61 220H62V218H61ZM50 227H51V225H50ZM58 227H59V226H57V228H58ZM60 228H61V227H60ZM50 231H51V229H50ZM55 231H56V230H55ZM51 234H52V233H51ZM54 236H55V235H54ZM56 236H57V235H56ZM116 240H117V239H116ZM230 240H231V239H230ZM257 242H258V241H257ZM82 248H83V247H82ZM80 249H81V248H80ZM166 249H167V248H166ZM262 249H263V248H262ZM83 250H84V249H83ZM73 251H75V250H73ZM78 251H79V248H78ZM247 251H248V250H247ZM75 252H76V251H75ZM68 253H69V252H68ZM196 253H197V252H196ZM215 253H216V252H215ZM66 254H67V253H65V255H66ZM71 254H72V253H71ZM73 254H74V252H73ZM77 254H78V252H77ZM74 255H75V254H74ZM78 255H80V254H78ZM180 255H181V253H180ZM203 255H204V254H203ZM80 256H81V255H80ZM238 256H239V255H238ZM171 257H172V255H171ZM201 257H202V256H201ZM70 259H71V258H70ZM252 260H253V258H252ZM79 261H80V260H79ZM258 261H259V259H258ZM71 262H72V261H71ZM233 263H234V262H233ZM246 263H247V262H246ZM17 264H18V263H17ZM71 264H72V263H71ZM235 264H236V262H235Z\"/></svg>",
	"mask_w": 264,
	"mask_h": 264
}]
</instances>
